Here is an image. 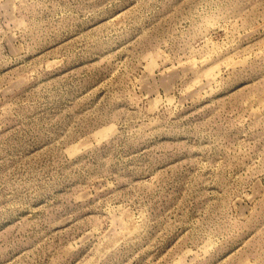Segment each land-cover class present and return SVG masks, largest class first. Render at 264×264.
Here are the masks:
<instances>
[{
  "label": "rangeland",
  "instance_id": "obj_1",
  "mask_svg": "<svg viewBox=\"0 0 264 264\" xmlns=\"http://www.w3.org/2000/svg\"><path fill=\"white\" fill-rule=\"evenodd\" d=\"M0 264H264V0H0Z\"/></svg>",
  "mask_w": 264,
  "mask_h": 264
}]
</instances>
